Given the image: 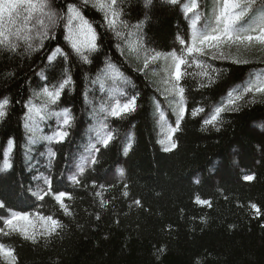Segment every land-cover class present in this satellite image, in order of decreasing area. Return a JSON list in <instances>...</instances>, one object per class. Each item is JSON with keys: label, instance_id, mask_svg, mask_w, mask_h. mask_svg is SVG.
Segmentation results:
<instances>
[{"label": "trees", "instance_id": "1", "mask_svg": "<svg viewBox=\"0 0 264 264\" xmlns=\"http://www.w3.org/2000/svg\"><path fill=\"white\" fill-rule=\"evenodd\" d=\"M65 2L55 0L57 7ZM206 2L210 11L212 0ZM124 9L130 23L144 22L146 43L161 50L173 48L178 32H183L187 24L182 11L167 0H151L150 4L146 0H124ZM87 15L99 22V15L94 11H88ZM114 44L111 34L105 33L102 50L94 57L93 64L84 65L75 57L70 61L68 67L76 83L72 91H66L61 106L72 109L75 126L65 143L33 148L31 163L39 161L40 171H45L48 163L47 156L40 155L47 147L57 153L52 171L58 175L66 171L65 165L72 154L86 142L93 121L91 108L83 97L85 74L93 76L98 66H103L106 53L117 59ZM64 45L63 35L58 30L56 39L48 41L43 51L31 56L0 52V98L12 99L9 115L0 123V162L7 140L15 138L16 142L13 169L0 173V198L7 196L16 210L31 209L35 201L24 193V187L34 183L31 177L36 169L30 171L25 159L23 105L43 83L37 73L46 68L47 55L56 46ZM260 57H264V52L256 51L252 58ZM221 66L228 71L209 88L200 89L195 80H187L190 106L203 103L210 109L226 90L241 84L249 72L264 67V63ZM61 70L59 65L46 68L50 79L59 77ZM128 71L136 83L134 91L139 93L138 108L126 119L114 122L119 138L109 149H102L100 164L89 179L114 182L115 170L123 167L130 183L129 200L140 198L149 211L129 209L128 202L119 197L121 186H118L106 194V197H117L114 211L101 212V219L97 221L94 215H89L101 211L94 203L91 194L94 190L77 189L74 221L62 217L55 207L42 209L47 214L61 216L68 225L63 239L34 245L12 234L0 235V242L15 248L19 264H194L196 259H203L204 264H264V228L261 227L264 216L253 218L248 207L256 203L264 212V101L258 99L257 103L228 115L220 132L201 131L200 117L186 118L182 132L177 134L178 148L165 153L158 143L163 129L154 116L153 90L142 77L131 69ZM49 123L55 126L54 122ZM44 130L51 132L47 127ZM127 136L133 138V147L125 157L122 150ZM234 160L244 169L243 173L233 172ZM244 173H255L256 179L244 182L241 179ZM196 179L200 180L199 184L194 182ZM196 195L211 198L213 207L196 205ZM0 215H6L4 210H0ZM201 216H207L206 224L200 222ZM117 218L119 224L115 223ZM169 224L174 227L170 233L165 230ZM229 224H234L235 228L229 230ZM162 245L167 251L158 255L156 249ZM0 264H4L3 260Z\"/></svg>", "mask_w": 264, "mask_h": 264}, {"label": "snow or ice", "instance_id": "2", "mask_svg": "<svg viewBox=\"0 0 264 264\" xmlns=\"http://www.w3.org/2000/svg\"><path fill=\"white\" fill-rule=\"evenodd\" d=\"M146 3L150 4L151 0H146ZM167 3L182 11L187 24L183 32H178L175 46L161 50L146 43L143 21L129 22L124 0H66L59 7L55 0H0V52L31 56L43 51L48 41L56 39L58 30L65 41L63 47L56 46L46 57V68L61 67L59 77L50 79L46 68L41 69L37 75L43 83L32 91L23 105L25 159L29 162V170H36L31 177L34 183L21 186L25 194L35 198L33 207L16 210L7 196L0 198V210L6 213L0 215V235L15 234L34 245L63 239L68 225L61 216L47 214L42 209L55 207L62 217L74 221L77 217L74 208L77 189L94 190L91 194L101 211L89 215H94L97 221L101 219V212L114 211L117 197H106V194L118 186H121L119 197L128 202L129 209L135 207L149 211L140 198L129 200L130 183L123 167L115 170L114 182L101 183L98 178L89 179L100 164L102 149H109L119 138L114 122L126 119L138 108L139 93L134 91L136 83L129 69L142 77L153 90L154 116L163 129L158 143L165 153L178 148L177 134L182 132L186 118L200 117L201 131L220 132L228 115L257 103L258 99L264 101V67L249 72L247 79L226 90V94L210 109L203 103L189 105L187 84L189 78L195 80L200 89L217 84L228 71L221 66L225 63L237 66L264 63V57L252 58L256 51L264 52V0H212L210 11L206 0H167ZM88 11L99 15L98 23L89 18ZM105 33L114 38L118 57L114 60L111 54L106 53L103 66H98L93 76L85 74L83 97L91 108L93 121L87 140L79 146L77 153L72 154L65 165L66 171L58 175L52 171V161L57 153L47 147L40 155L47 156L48 163L45 171H40L37 167L39 161L31 163L33 148L41 144L65 143L75 126L76 117L72 109L61 106L66 91H72L76 83L68 65L73 57L84 65L93 64L94 57L102 50ZM97 85L98 88L95 87ZM129 89L133 91L129 92ZM11 105L9 96L0 98V123L8 117ZM50 121L54 122V127ZM45 127L51 132L46 133ZM132 141L131 136L126 137L122 150L125 157L132 150ZM15 147V138H9L3 150L0 173L13 169ZM241 179L252 182L256 176L255 173H244ZM194 182L199 184L200 180ZM224 198L227 200V196ZM194 203L208 209L213 207L211 198L200 195L194 197ZM248 207L253 218L264 216L256 203H250ZM199 219L206 224L208 218L201 216ZM119 222L117 218L115 223ZM261 227L264 228V224ZM228 228L232 230L235 225L229 224ZM165 230L170 233L174 227L169 224ZM166 251L164 245L156 249L158 255ZM0 260L4 264H19L15 248L4 242H0ZM194 264H204V260L196 259Z\"/></svg>", "mask_w": 264, "mask_h": 264}, {"label": "rangeland", "instance_id": "3", "mask_svg": "<svg viewBox=\"0 0 264 264\" xmlns=\"http://www.w3.org/2000/svg\"><path fill=\"white\" fill-rule=\"evenodd\" d=\"M263 126V125H262ZM79 133V132H78ZM232 165H233V172L235 171V172H239V173H243L244 172V169H242V167L238 164V161H236V160H234V162L232 163ZM210 176L211 177H216L215 175H211L210 174Z\"/></svg>", "mask_w": 264, "mask_h": 264}]
</instances>
